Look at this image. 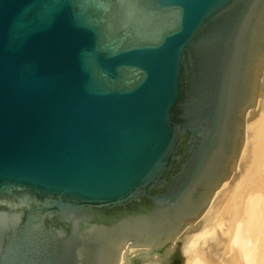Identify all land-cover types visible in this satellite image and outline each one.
Segmentation results:
<instances>
[{"label": "water", "instance_id": "95a60500", "mask_svg": "<svg viewBox=\"0 0 264 264\" xmlns=\"http://www.w3.org/2000/svg\"><path fill=\"white\" fill-rule=\"evenodd\" d=\"M264 0H0V264L163 251L229 177Z\"/></svg>", "mask_w": 264, "mask_h": 264}, {"label": "bare ground", "instance_id": "6f19581e", "mask_svg": "<svg viewBox=\"0 0 264 264\" xmlns=\"http://www.w3.org/2000/svg\"><path fill=\"white\" fill-rule=\"evenodd\" d=\"M244 127L239 157L199 218L163 251L129 257L135 247L123 246L119 264H264V66Z\"/></svg>", "mask_w": 264, "mask_h": 264}, {"label": "rangeland", "instance_id": "374dc122", "mask_svg": "<svg viewBox=\"0 0 264 264\" xmlns=\"http://www.w3.org/2000/svg\"><path fill=\"white\" fill-rule=\"evenodd\" d=\"M254 107V106H253ZM252 107V108H253ZM250 110V109H249ZM248 113V112H247ZM245 122H246V120H245ZM245 126V125H244ZM244 130H245V127H244ZM244 140V139H243ZM243 143H244V141H243ZM243 145V144H242ZM134 249V252L131 254V255H129V257H136L137 255H139V253L141 252V251H144V250H148L147 248H133ZM141 253H143V252H141Z\"/></svg>", "mask_w": 264, "mask_h": 264}]
</instances>
